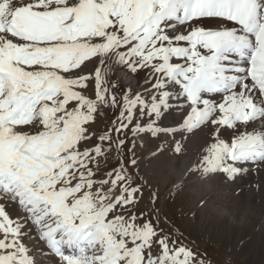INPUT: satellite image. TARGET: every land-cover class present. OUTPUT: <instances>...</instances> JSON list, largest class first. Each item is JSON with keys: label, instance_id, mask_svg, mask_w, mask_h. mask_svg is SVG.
Here are the masks:
<instances>
[{"label": "snow or ice", "instance_id": "obj_1", "mask_svg": "<svg viewBox=\"0 0 264 264\" xmlns=\"http://www.w3.org/2000/svg\"><path fill=\"white\" fill-rule=\"evenodd\" d=\"M193 129L177 188L264 165V0H0V264H205L134 156L104 170L129 133L184 155Z\"/></svg>", "mask_w": 264, "mask_h": 264}, {"label": "rangeland", "instance_id": "obj_2", "mask_svg": "<svg viewBox=\"0 0 264 264\" xmlns=\"http://www.w3.org/2000/svg\"><path fill=\"white\" fill-rule=\"evenodd\" d=\"M113 118L111 111L104 110L97 117V121L99 119L100 122L96 127L98 129L110 127ZM146 136L149 138V145L138 149L136 138L129 133L123 154L112 153L104 170L115 167L121 159L127 161L134 156L138 164V175L147 182L143 189L141 207L145 210L150 207L156 208L163 226L181 234L184 243L196 250L205 264H248L249 262H251L249 264H264V194L259 189L264 188V185L258 184L254 187L257 197L253 193L249 196V200H244L238 196L235 183L232 180H224L225 188L222 192L226 193L221 195L222 205L216 208L214 215L210 209L217 203L213 204L210 201V193L196 202L192 200L191 194L193 186L200 187L212 183L210 177L203 180L198 174H191L189 176L192 177L186 178L182 187H176L184 176L182 169L185 156L195 154L196 151L186 146L185 156L174 153V157L171 149L161 150L157 146L160 139L151 134ZM156 146L159 150L157 154L154 153ZM200 149L202 147L199 144L195 150ZM151 154L152 157L148 159ZM157 166L162 169L156 170ZM129 170L136 171L130 166ZM218 192L213 195L220 194ZM153 193L156 199L154 203H150V196ZM204 206L208 207L207 212ZM226 214H230L229 218ZM254 237L256 239L254 250L251 246L244 248L245 242ZM244 239L246 241L242 243ZM251 253L254 257L248 262Z\"/></svg>", "mask_w": 264, "mask_h": 264}, {"label": "bare ground", "instance_id": "obj_3", "mask_svg": "<svg viewBox=\"0 0 264 264\" xmlns=\"http://www.w3.org/2000/svg\"><path fill=\"white\" fill-rule=\"evenodd\" d=\"M117 75H125L124 73H117ZM126 79L128 81L131 82L133 87H139L138 85V81L137 79H134L132 77H126ZM176 119H179V113L177 111H173L171 112L164 120V124L165 125H170L172 124ZM100 122V120L98 119V121H96V125H98ZM95 125V126H96ZM224 138L225 139H230V133L225 132L224 133ZM149 138L145 135H142L139 138H136V142H137V148L139 149V147H143L145 148V146L149 145L148 142ZM185 145L188 146L190 149L196 151V153H191L189 155H186L187 153L185 152V164L184 167H186L188 165V163L195 159V157L201 152V150L205 147V145L208 143V133L207 131H201L199 129H193V131L191 133H186V140L184 141ZM159 144H157V146L159 147V145H161L163 143V141L159 140L158 141ZM201 145L202 149H200L199 151L195 150L197 148V145ZM155 148L154 153L157 154V150L158 148ZM152 153V154H154ZM151 156L148 158L150 159L152 157ZM172 154L174 155V152H172ZM175 157V155H174ZM146 159V161L148 160ZM148 167V165H147ZM250 170L246 171L244 174L240 175L237 179L232 180L236 187L235 190H237L238 192V196H240V198H244L245 199H250V195L251 194H255V197H257L256 195V190H254V187L258 184H262L264 185V165H261L259 167L254 166V165H249L248 166ZM156 170H160L162 168H160L159 166H157L155 168ZM184 175V174H183ZM192 176H188L187 178H191ZM213 182L208 184V185H204V186H193L192 187V200L194 202L198 201L199 199L202 200L204 197H206V195L208 193H210L209 197L211 196V202L215 205H213L211 207V213L212 214H216V208H218V206L222 205V199H221V195H223L226 192H222V190L225 188V184L223 183L224 180L226 179H222L221 177H210ZM205 180V179H203ZM258 189V188H257ZM260 192H262L264 194V188H259ZM216 191L220 194H216L213 195L214 193H216ZM206 199V198H205ZM199 200V201H200ZM207 200V199H206ZM208 207L204 206V210L207 212ZM11 212V210H10ZM228 212V211H227ZM226 213V212H225ZM230 215V214H229ZM226 214V217L229 218ZM33 238L30 240H26V243H28L29 245H34L37 243V240L35 239V233L32 234ZM244 241H246L245 239L243 241H241L242 243H244ZM256 241L255 237L251 240H247L245 242L244 248H247L249 246L252 247V249L254 250V242ZM250 256H248V262L251 261L254 257V254H249ZM40 259L45 260L46 264H52V261L49 259H46L45 257H40ZM251 263V262H249ZM248 263V264H249Z\"/></svg>", "mask_w": 264, "mask_h": 264}]
</instances>
